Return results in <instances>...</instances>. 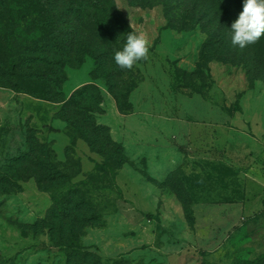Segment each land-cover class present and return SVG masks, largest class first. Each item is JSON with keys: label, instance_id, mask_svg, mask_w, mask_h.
Here are the masks:
<instances>
[{"label": "rangeland", "instance_id": "rangeland-1", "mask_svg": "<svg viewBox=\"0 0 264 264\" xmlns=\"http://www.w3.org/2000/svg\"><path fill=\"white\" fill-rule=\"evenodd\" d=\"M243 4L0 0V264H264V196L245 212L212 200L218 176H182L198 126H218V162L264 152V35L231 43ZM131 32L149 58L121 69Z\"/></svg>", "mask_w": 264, "mask_h": 264}, {"label": "crops", "instance_id": "crops-1", "mask_svg": "<svg viewBox=\"0 0 264 264\" xmlns=\"http://www.w3.org/2000/svg\"><path fill=\"white\" fill-rule=\"evenodd\" d=\"M35 103L47 104L53 107V110H51L49 113L50 119L48 123L53 122L55 114L58 110V105L44 100ZM227 129L228 127H224L223 130L226 131ZM196 130L199 134H197L198 136L194 138L196 143L194 157L197 159L195 165L199 170H197L196 167L194 173L185 175L182 174V176H218L219 182L216 185L214 183L212 184L213 190L211 191L210 195L212 197V200H223L226 205H229L228 207H235L237 204L242 203L244 206H246L245 212L251 211V207L249 206L254 203L252 199H261L264 196V152L261 151V155L260 157H258V159L257 157H255V155L254 158L251 159L252 157L250 152L248 154L245 151L240 152V156H245L247 160L236 159L235 161H232V159L229 158H233L235 152L229 150L226 156V160L224 162H218L216 159H214L218 157V147L216 142V140H218V136L216 135V133L220 131L218 126H198L196 127ZM215 145L216 148L213 147ZM203 158L207 159V161H203ZM208 159L211 162H208ZM250 162H253L255 164V170L254 167L250 168ZM208 164H210L211 172L209 174L206 172H201L203 171V167H207ZM257 168L259 169L258 171H256ZM233 170L235 171V173L233 172ZM237 171L240 173H236ZM232 176H235V179ZM237 176L241 177L239 179V181H241V184H237L238 187L234 188L230 186V181H233V179L234 182L238 181V178L236 179ZM247 176L254 177V179L256 178V176H258L257 179L259 180L260 184L257 186V192L255 191V188H253L256 187V185L252 183ZM214 188L216 190H214Z\"/></svg>", "mask_w": 264, "mask_h": 264}, {"label": "clouds", "instance_id": "clouds-1", "mask_svg": "<svg viewBox=\"0 0 264 264\" xmlns=\"http://www.w3.org/2000/svg\"><path fill=\"white\" fill-rule=\"evenodd\" d=\"M231 43L241 49L255 44L264 35V0H244L243 11L231 25ZM149 40L143 34L129 33L123 50L116 51L115 63L131 70L139 61L149 58Z\"/></svg>", "mask_w": 264, "mask_h": 264}]
</instances>
